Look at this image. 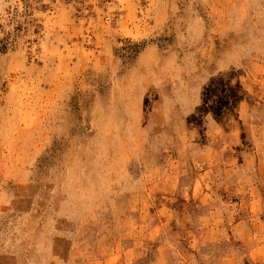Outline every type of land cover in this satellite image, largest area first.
<instances>
[{
	"label": "rangeland",
	"instance_id": "obj_1",
	"mask_svg": "<svg viewBox=\"0 0 264 264\" xmlns=\"http://www.w3.org/2000/svg\"><path fill=\"white\" fill-rule=\"evenodd\" d=\"M0 264H264V0H0Z\"/></svg>",
	"mask_w": 264,
	"mask_h": 264
}]
</instances>
